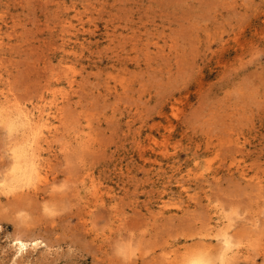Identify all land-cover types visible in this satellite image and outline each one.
I'll return each mask as SVG.
<instances>
[{
    "label": "rangeland",
    "instance_id": "1",
    "mask_svg": "<svg viewBox=\"0 0 264 264\" xmlns=\"http://www.w3.org/2000/svg\"><path fill=\"white\" fill-rule=\"evenodd\" d=\"M0 42L2 92L67 94L48 186L0 198V264L181 263L227 218L218 264H264V0H0Z\"/></svg>",
    "mask_w": 264,
    "mask_h": 264
},
{
    "label": "bare ground",
    "instance_id": "2",
    "mask_svg": "<svg viewBox=\"0 0 264 264\" xmlns=\"http://www.w3.org/2000/svg\"><path fill=\"white\" fill-rule=\"evenodd\" d=\"M68 82L72 87L74 81ZM65 95L62 94L59 99L55 98L49 102L42 99L29 106L27 103L15 102L8 93L0 90V123L4 124L10 133L16 134V143L12 146V178L8 183L0 184V198L2 195L9 199L26 193L38 194L41 185L48 186L50 160L47 156L51 142L58 136L59 124L62 123V103L66 99ZM73 139L78 143V148L85 149L81 134H77ZM65 148L67 149L68 145ZM86 179L81 181L83 186ZM90 187L89 194L100 202L101 199L97 197L99 192L92 181ZM234 227V221L229 218L215 225L209 222L204 228L205 234L199 237V252L187 256L181 263L177 261L179 249L168 252L164 259L169 261L168 264L223 263L229 257L244 251L233 239ZM213 241L217 242L218 246L215 258L208 255L214 251ZM25 246L26 243L18 240L20 250Z\"/></svg>",
    "mask_w": 264,
    "mask_h": 264
}]
</instances>
